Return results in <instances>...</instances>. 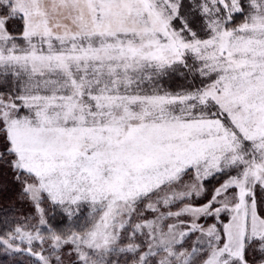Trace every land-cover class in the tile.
<instances>
[{
    "label": "snow or ice",
    "instance_id": "obj_1",
    "mask_svg": "<svg viewBox=\"0 0 264 264\" xmlns=\"http://www.w3.org/2000/svg\"><path fill=\"white\" fill-rule=\"evenodd\" d=\"M0 254L264 264V0H0Z\"/></svg>",
    "mask_w": 264,
    "mask_h": 264
},
{
    "label": "trees",
    "instance_id": "obj_2",
    "mask_svg": "<svg viewBox=\"0 0 264 264\" xmlns=\"http://www.w3.org/2000/svg\"><path fill=\"white\" fill-rule=\"evenodd\" d=\"M0 264H12V261L10 260L9 257L4 256L3 254H0Z\"/></svg>",
    "mask_w": 264,
    "mask_h": 264
}]
</instances>
